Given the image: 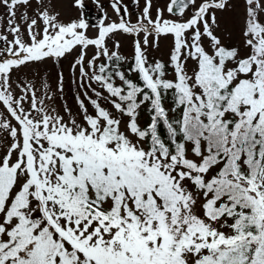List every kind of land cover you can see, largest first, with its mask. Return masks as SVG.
Returning a JSON list of instances; mask_svg holds the SVG:
<instances>
[{
  "label": "snow or ice",
  "instance_id": "snow-or-ice-1",
  "mask_svg": "<svg viewBox=\"0 0 264 264\" xmlns=\"http://www.w3.org/2000/svg\"><path fill=\"white\" fill-rule=\"evenodd\" d=\"M74 7L0 0V264H264V0Z\"/></svg>",
  "mask_w": 264,
  "mask_h": 264
},
{
  "label": "rangeland",
  "instance_id": "rangeland-1",
  "mask_svg": "<svg viewBox=\"0 0 264 264\" xmlns=\"http://www.w3.org/2000/svg\"><path fill=\"white\" fill-rule=\"evenodd\" d=\"M125 2L130 4L131 0H125ZM55 3H56L57 10L63 14V17L65 19L79 17L81 15L80 10L74 7V0H55ZM84 3L86 5L87 13L90 14V19L95 20L96 16L98 15V9H97L98 5L101 6L100 7L101 12L106 11L109 16L115 19V14L110 8V0H84ZM0 12H3V9H0ZM220 15H221L222 26H225L231 29L235 14L232 12H224ZM131 19L134 22L136 17L132 16ZM88 32H89V35L95 34V30L93 28H90ZM121 40L124 44L123 50L128 51V46L131 42V37H121ZM167 45H168L167 41H163V40L161 41V51L162 52L166 53ZM164 58L166 59L167 57L165 56Z\"/></svg>",
  "mask_w": 264,
  "mask_h": 264
},
{
  "label": "flooded vegetation",
  "instance_id": "flooded-vegetation-1",
  "mask_svg": "<svg viewBox=\"0 0 264 264\" xmlns=\"http://www.w3.org/2000/svg\"><path fill=\"white\" fill-rule=\"evenodd\" d=\"M89 14V13H88ZM90 15V14H89ZM89 19H90V17H89Z\"/></svg>",
  "mask_w": 264,
  "mask_h": 264
}]
</instances>
